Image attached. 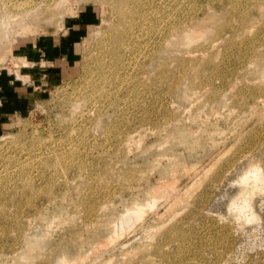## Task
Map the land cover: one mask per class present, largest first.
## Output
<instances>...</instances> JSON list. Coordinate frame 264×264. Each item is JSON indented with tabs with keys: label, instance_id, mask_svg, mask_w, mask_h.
Instances as JSON below:
<instances>
[{
	"label": "rangeland",
	"instance_id": "1",
	"mask_svg": "<svg viewBox=\"0 0 264 264\" xmlns=\"http://www.w3.org/2000/svg\"><path fill=\"white\" fill-rule=\"evenodd\" d=\"M43 1L0 0L22 85L76 39L0 131V264H264V0Z\"/></svg>",
	"mask_w": 264,
	"mask_h": 264
},
{
	"label": "crops",
	"instance_id": "2",
	"mask_svg": "<svg viewBox=\"0 0 264 264\" xmlns=\"http://www.w3.org/2000/svg\"><path fill=\"white\" fill-rule=\"evenodd\" d=\"M75 42L76 39L72 35H67L54 42L38 41L34 48L25 51L26 60L22 63V71L31 79L27 86L22 85L7 72L0 73V131L10 116L22 114L27 109L37 86L61 76L63 65H70L74 59ZM35 82L38 83L36 86Z\"/></svg>",
	"mask_w": 264,
	"mask_h": 264
},
{
	"label": "bare ground",
	"instance_id": "3",
	"mask_svg": "<svg viewBox=\"0 0 264 264\" xmlns=\"http://www.w3.org/2000/svg\"><path fill=\"white\" fill-rule=\"evenodd\" d=\"M42 1H43V0H42ZM55 1H56V0H55ZM62 1H63V0H62ZM43 2H44V1H43ZM57 2H58V1H57ZM57 2H56V3H57ZM59 2H60V1H59ZM59 2H58V3H59ZM56 3H54V4H56ZM58 3H57V4H58ZM43 4H46V3H43ZM29 5H30V4H29ZM39 5H40V4H39ZM39 5H38V6H39ZM50 5H51V3H50ZM48 6H49V5H48ZM48 6H47V7H48ZM120 6H121V5H120ZM35 8H36V6L34 5V6H31V7L29 6V7H27L26 9L22 10V17H24V19H25V17H27L30 13H32V12L35 11ZM127 10H128V9H127ZM127 10H126V12H127ZM121 11H122V10H121ZM126 14H127V13H126ZM137 14H138V12H137ZM122 15H123V14H122ZM2 18H3V17H2ZM124 27H125V26H124ZM121 28H122V27H121ZM115 31H116V30H115ZM109 37H110V36H109ZM124 45H125V44H124ZM108 74H109L108 71H106V72H105V77H106V79H107V78H109V79L111 78V75H110V74L108 75ZM111 74L114 75L115 72H113V70H111ZM105 77H104V78H105ZM115 77H117V76L115 75ZM105 82H106V80H105ZM104 84H105V83H104ZM110 84H111V83H110ZM121 85H123V84H121ZM104 87H105V85H104ZM94 88H95V87H94ZM105 88H106V87H105ZM105 88H104V89H105ZM100 91H101V90H100ZM71 93H72V92H71ZM74 93H75V92H74ZM81 93H82V92H81ZM98 93H99V92H98ZM90 94H91V93H90ZM99 94H100V93H99ZM102 94H103V93H102ZM102 94H101V95H102ZM74 95H75V94H74ZM98 96H99V95H98ZM78 97H79V96H78ZM94 98H95V97H94ZM97 98H98V97H97ZM80 99H82V98H80ZM91 100H92V99H91ZM80 101H81V100H80ZM84 101H86V100H84ZM71 102H72V101H71ZM74 102H75V101H74ZM77 103H79V102H77ZM83 106H85V105H83ZM90 108H91V107H90ZM87 109H88V108H87ZM78 114H79V113H78ZM81 115H82V114H81ZM83 117H84V114H83ZM77 122H78V121H77ZM72 126H73V125H72ZM65 128H66V127H65ZM50 133H51V132H50Z\"/></svg>",
	"mask_w": 264,
	"mask_h": 264
}]
</instances>
